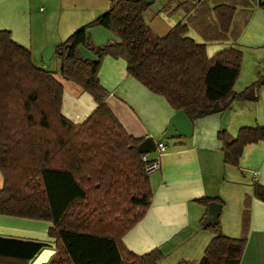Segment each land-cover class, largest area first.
<instances>
[{"label": "trees", "instance_id": "trees-1", "mask_svg": "<svg viewBox=\"0 0 264 264\" xmlns=\"http://www.w3.org/2000/svg\"><path fill=\"white\" fill-rule=\"evenodd\" d=\"M259 5L264 8V0ZM149 6L145 0H111L106 11L55 46L59 73L96 102L81 123L61 112L64 87L56 72L36 65L30 49L14 40L9 29H0V213L51 220L49 233L58 239L75 234L104 241L115 251L112 264H158L163 253L156 248L137 254L122 241L146 214L152 188L142 159L147 153L144 138L128 133L106 102L109 91L98 76L104 57L125 59L129 75L163 95L174 109H183L191 120L224 110L234 100L256 101L264 86L262 75L235 91L243 52L228 46L209 56L206 42L188 36L187 22L154 41L143 17ZM214 8L220 38L236 42L242 26L234 22L235 6L223 2ZM96 24L118 39L94 44L88 28ZM79 45L96 57L83 58ZM218 137L225 162L236 164L246 144L264 140V126H243L234 138L220 130ZM49 174L73 183L75 192L65 203H52ZM253 189L264 200V185L255 183ZM212 199L198 201L209 205ZM249 220L246 200L240 237L225 235L219 220L204 224L212 239L202 257L189 264H240ZM64 244L58 243L59 257L48 264H98L94 256L83 262L66 256Z\"/></svg>", "mask_w": 264, "mask_h": 264}, {"label": "crops", "instance_id": "crops-1", "mask_svg": "<svg viewBox=\"0 0 264 264\" xmlns=\"http://www.w3.org/2000/svg\"><path fill=\"white\" fill-rule=\"evenodd\" d=\"M223 2L235 6L234 22L242 26L236 42L231 37L220 38L214 21V7ZM259 2L151 0L143 17L154 41L177 23L187 22L188 36L206 42L209 56L228 46L239 48L242 64L233 88L241 91L264 75V8ZM110 4L111 0H0V29H9L14 40L29 48L36 65L56 72L64 87L61 112L74 123L83 122L96 102L79 84L59 73L55 46ZM98 76L109 91L108 106L128 133L166 145L159 168L149 173L151 204L123 235L124 245L137 254L160 249L163 258L158 264L198 261L213 236L204 226L211 222L210 203L221 204L218 220L222 232L238 238L247 200L250 220L240 264H264V200L253 193L255 183L264 185V140L246 144L238 162L230 164L224 160L218 137L220 130L234 138L243 126H264V86L256 101L234 100L224 110L192 120L190 136L161 138L176 112L163 95L129 75L123 58L105 56ZM148 153L154 158L157 149ZM2 185L0 170V188ZM48 188L54 205L65 203L75 192L70 179L56 174H49ZM205 197L213 198L209 205L198 201ZM52 226L51 220L0 213V264H35L38 258V264H48L59 257L58 243L64 242L66 256L74 260L83 262L94 256L98 264L115 263V251L104 241L75 234L58 239L49 233Z\"/></svg>", "mask_w": 264, "mask_h": 264}, {"label": "water", "instance_id": "water-1", "mask_svg": "<svg viewBox=\"0 0 264 264\" xmlns=\"http://www.w3.org/2000/svg\"><path fill=\"white\" fill-rule=\"evenodd\" d=\"M149 3L151 0H145ZM88 32L91 34L92 40L95 44H104L111 39H118V37L100 24L93 25L88 28ZM80 54L83 58L94 59L95 54L85 47L84 45L78 46ZM193 132V122L187 113L183 109H178L170 118L166 131L161 138L164 137H178V136H190ZM142 146L147 149V152L155 149L156 143L152 137H147L143 140ZM221 204L217 201H213L209 205V220L215 222L218 220ZM41 258H38L35 264H38Z\"/></svg>", "mask_w": 264, "mask_h": 264}, {"label": "built area", "instance_id": "built-area-1", "mask_svg": "<svg viewBox=\"0 0 264 264\" xmlns=\"http://www.w3.org/2000/svg\"><path fill=\"white\" fill-rule=\"evenodd\" d=\"M194 1L200 2L202 0H194ZM155 148L157 149V154H156V156L154 158H149L148 152L144 153L142 155V159L144 161H146V167L145 168H146V171L148 173H151V172H153V171H155L156 169L159 168V166H160L159 157H160V154L165 150L166 145L162 141H157Z\"/></svg>", "mask_w": 264, "mask_h": 264}, {"label": "rangeland", "instance_id": "rangeland-1", "mask_svg": "<svg viewBox=\"0 0 264 264\" xmlns=\"http://www.w3.org/2000/svg\"><path fill=\"white\" fill-rule=\"evenodd\" d=\"M43 7H44V5H43ZM149 154V153H148Z\"/></svg>", "mask_w": 264, "mask_h": 264}]
</instances>
